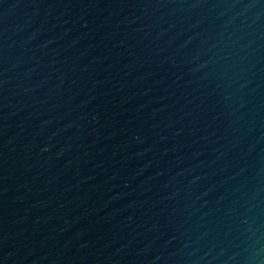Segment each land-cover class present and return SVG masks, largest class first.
Segmentation results:
<instances>
[{
  "label": "water",
  "instance_id": "1",
  "mask_svg": "<svg viewBox=\"0 0 264 264\" xmlns=\"http://www.w3.org/2000/svg\"><path fill=\"white\" fill-rule=\"evenodd\" d=\"M0 264H264V0H0Z\"/></svg>",
  "mask_w": 264,
  "mask_h": 264
}]
</instances>
